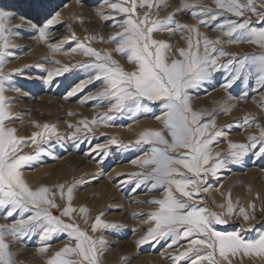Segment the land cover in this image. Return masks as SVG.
<instances>
[{
	"label": "snow or ice",
	"instance_id": "1",
	"mask_svg": "<svg viewBox=\"0 0 264 264\" xmlns=\"http://www.w3.org/2000/svg\"><path fill=\"white\" fill-rule=\"evenodd\" d=\"M106 2L113 10L124 14V19L116 25L121 31L108 38L109 42L116 46L111 51L107 49L100 51L83 42L77 44L73 51H81L83 55L95 59L89 64L78 63L73 67L91 68L96 74L90 76L89 80L82 81L69 95L82 91L93 81H103L104 87L85 100L107 101L110 104L109 113L143 109L146 107L143 104L145 100L159 102L164 109L161 115L155 117L162 127L142 130L135 141V145L141 143L152 145L150 154L133 161L139 167L150 170L131 175L141 182H150L153 189L158 186L164 188L163 198L151 201L158 205L156 210L148 214L149 220L154 222L155 226L149 228L147 234L137 243L143 244L149 238L157 240L170 238L169 247H172L181 238L187 239L188 246L171 257L173 264H179L185 257L191 260V264H204L205 261L207 264H218L217 254L228 264H231L230 256L241 253L244 256H264V234H260L256 240H245L235 231H216L214 224L227 223L223 218L225 213L210 212L206 208L197 207L195 203H190L200 191H207L201 187L207 174L215 176L217 170L223 168L227 161L216 152L214 162L209 163L213 160L210 145L225 133L216 127L212 113L206 110H193L188 92L189 89L209 80L213 72L219 69H225L229 73L227 82L222 85L225 89L253 76L260 87H264V27L252 26L250 18L243 20L223 18L222 22L216 24L215 30L223 37H227L226 40L221 39V36L211 39L199 30L201 25H211L224 17L225 13L245 17V13L250 12L258 17L257 24H264V0H212L215 7L203 4L200 0H180V6L176 11H190L197 20L195 24L176 21L174 13H169L162 19L154 18L152 9L159 7L162 0H139L138 3L137 0H125V3L130 4L127 7L121 3H112L110 0ZM137 8L146 10L141 15L137 13ZM7 16L8 13L0 10V21ZM58 16L59 14L49 19L44 27L39 29L41 41H46L47 29L57 22ZM4 31L5 26L0 23V41L6 39ZM158 31H166L172 35L176 32L187 33L186 37H181L186 39L187 47L176 50L178 58L169 60L167 52L171 45L164 40L152 38L153 33ZM94 38L85 37L86 40ZM68 39L76 40L75 34ZM241 42L257 45L261 51L258 54L237 55L226 52L222 47L225 43ZM50 47L56 51L60 45ZM5 48L7 44L0 43V65L4 62ZM112 51L126 55L127 60L135 65L134 70L126 71L121 67L119 62L112 58ZM221 57L228 59L225 61ZM69 70V67L65 66L58 70L57 74ZM51 76L52 73H49V78ZM8 78L9 74L0 70V209H4L9 217L17 211L30 214L22 215L10 226L0 225V264H13L12 254L8 251L9 244L5 241L6 233L15 239L18 235L27 236L33 232H39L41 240L44 241L55 233L66 232L70 239L75 241V246L65 244L54 252L45 264H99V257L106 243L104 239L94 238L81 230L79 225L66 223L53 215L50 209L58 207L55 202L56 193L45 185L33 189L23 178L22 167L44 151L42 142L49 136L62 137L57 133L55 126L49 124H35L40 130L34 131L29 138L17 137L14 128L4 127L5 120L10 118L3 95V82ZM229 110L230 106H222V111ZM205 117L210 119L205 120ZM104 119L110 120L112 117L105 113ZM250 121H254V118L246 115L244 123L250 124ZM80 123L84 129L91 131L89 125L97 123V118L94 117L91 122L85 119ZM77 131L81 129L77 128ZM72 138H76L74 133ZM248 141L229 142L228 156L234 162H238L250 149L258 146V154L264 155V127L260 128L259 137L249 135ZM112 143H116L115 139ZM27 144L36 145L34 154L20 153V147ZM55 187L59 190L61 198L66 196L68 201L61 208V215L71 218L72 213L76 211L70 203L72 185L67 186L66 192L64 184ZM220 207L223 208L224 205ZM249 207L254 206L250 204ZM226 211L229 215L233 213L230 199ZM239 211L244 220L249 219L244 208H240ZM79 212L84 214L87 209L80 207ZM90 227L95 232L98 227L118 226L104 222L98 215ZM201 249L206 250V254L200 255ZM38 251L47 252L48 248L41 247ZM190 254L195 255V259H191Z\"/></svg>",
	"mask_w": 264,
	"mask_h": 264
},
{
	"label": "rangeland",
	"instance_id": "2",
	"mask_svg": "<svg viewBox=\"0 0 264 264\" xmlns=\"http://www.w3.org/2000/svg\"><path fill=\"white\" fill-rule=\"evenodd\" d=\"M5 1L6 0H0V10L9 13L7 18L0 21V23L5 26L4 36L6 39L0 41V43H6L7 48L4 50L6 55L3 64L0 65V70L9 74V78L3 82V95L6 98L5 108L10 114V118L5 120L4 127L14 128L17 137L29 138L34 131L40 130L35 124H49L54 125L57 133L61 134L62 137L58 138L53 135L47 137L42 142L44 151L36 159L22 167L21 171L23 178L31 188H35L36 181L39 179L41 181L40 185L52 188V191L55 193H57L56 191L59 192L55 187L56 185H72V202L77 201L81 196L82 201L85 200L88 203H94L96 202V195L94 194L97 193V190L103 188V192L107 195H105V199L107 198L105 203L109 201L110 203H107L108 206L103 203L100 207L101 209L95 210V214H100L105 217L111 213L125 220V223H123L125 224V230H123L121 234H118L119 236L111 237L105 241L106 243L102 250V253H105L103 256H109L111 253H115L114 251L117 249V251H126L127 243L133 242L135 233L146 231V224H142L144 228L143 226L136 227L131 225L132 218L134 222L136 220H143V218L148 216L146 207L158 206L151 203V201L158 200L155 199L157 198L155 195H161L164 188L158 186L153 189L151 188L150 182H141L135 176L130 177L131 181L126 184L123 183L122 185L119 184L122 175H120L121 177L118 175L112 178L107 177L108 173L112 168L116 167V165L131 164L133 161L140 160L145 154H150V149L152 147L151 144L146 143L135 145L138 135H130L127 136L129 137L128 139H123L121 135H125L124 132L119 134L113 132L111 129L113 127H121L120 130L127 131L134 128V124L141 119H155L156 116L162 114L164 109L159 102L145 100L143 104L146 105V107L143 109H126L120 113H109L110 104L107 101L85 100L86 97L95 94L104 87L103 81H93L87 84L82 91L69 95V93L82 81L89 80L90 76L96 74L95 70L91 68L73 67L78 63L89 64L95 59L94 57L83 55L81 51H73V49L77 47L79 42H83L85 45L100 51L105 49L111 51L114 49L116 45L109 42L108 38L114 33L121 31L116 25L124 19V14L110 8L106 0H59L60 3H57L50 11H45L42 14L32 17L23 14V7L25 8L31 5L30 7L33 8L34 4L40 3V5H42L48 3L49 0ZM110 2L121 3L126 7L130 6V4L125 3V0H110ZM138 2L139 0H137V3ZM200 2L215 7L212 0H200ZM179 6L180 0H162L159 7L152 9L153 17L162 19L169 13H174L176 21L184 24H195L197 20L192 16L190 11H176ZM144 10L146 9L137 8V13L142 15ZM193 11L199 10L193 9ZM98 13H102L103 15ZM57 14H59L57 22L50 25L47 29L48 35L46 41H41L39 39V29L44 27L47 21L56 17ZM113 17L115 19H113ZM199 18L204 19V17ZM223 18L235 20L250 18L252 26L264 27V24L256 23L258 17L250 12H246L245 17H235L232 16L231 13H225L224 17L214 21L211 25H201L199 28L200 32L206 34L211 39L221 36V39L226 40L227 37H223L219 31L215 30L216 24L222 22ZM73 33L75 34L76 40L68 39L72 37ZM86 36L95 38L86 40ZM182 36L186 37L187 33L176 32L172 35L166 31H158L153 33L152 38L164 40L171 45L170 50L167 52V56L169 60H171L173 58H178V53L176 51L178 48L187 47V41L186 39H182ZM51 45H60V48L59 50L53 51L50 47ZM222 47L226 52L236 53L237 55L246 53L258 54L261 51L257 45L246 42L233 44L225 43ZM201 51H203L202 48ZM111 54L112 58L117 60L120 66L126 71L134 70L135 65L127 60L126 55L114 51H112ZM221 59L226 61L228 57H221ZM65 66H68L70 70L57 74L58 70H62ZM16 69L20 71H14ZM49 73H52L51 78H49ZM228 78L229 73L227 70L219 69L213 72L209 80L188 90L193 110H206L212 113L215 117L216 127L225 133L224 136L217 138L210 145L213 160H210L209 163L211 164L215 160L216 152H219L221 158L227 161L223 168L217 170L215 176L211 173L207 174L205 182L201 185V187L206 188L207 191H200L194 196L193 200L195 202L197 201V207L201 208L206 206L208 204V199L212 200L215 195L216 187H219L221 184L225 185L224 188L229 189L230 192H228V190L222 191V202L226 205L230 199L234 210L232 215H229V220L225 225H228V228L235 227L236 229L238 227L237 229L240 230H238V233H240L243 239L247 240L248 235H250L249 238L253 236L254 232L252 230L255 229V227L259 229V227L264 224V155L258 154V146L254 149H250L238 162H234L232 159H228V144L229 142L248 143L249 135L259 137L260 128L264 127V87H260L258 81L253 76L225 89L222 85L227 82ZM218 90L225 93L222 98L217 99L212 105H207L209 100L205 105L198 106L199 108L197 107L201 99L204 98L206 100L209 95L211 96L210 93ZM260 95H262V97H258ZM224 105L230 106L228 112L222 111V106ZM105 113H108L112 119H104ZM246 115L253 117L254 121H250V124H245L244 117ZM94 117L97 118V123H90L89 126L91 127V131L84 129L80 122L85 119L91 122ZM204 119L207 120L210 119V117H205ZM257 125H259V127H257ZM77 128H80L81 131H77ZM144 129L155 128L145 127ZM73 133L76 136L75 139L72 138ZM232 138H235V140H232ZM113 139L116 141L115 144L112 143ZM98 145L101 147L97 148ZM121 145H128V147H121ZM35 150L36 145L34 144H27L20 147V153L23 154H34ZM64 159L71 165L69 171L70 176L65 180L60 179L58 176V171L61 170L60 166L62 165L65 167L67 165V163L62 164ZM92 165L98 166L99 173L96 175H93V172L90 171L89 167ZM134 166V171L144 172L150 170L149 168H141L138 164H134ZM134 171L132 173H134ZM252 173H254L253 177L251 175ZM247 174L249 175L246 176ZM243 177L248 178V180L247 178L245 179L244 184L242 183ZM67 186L65 187V192ZM177 195L179 194L177 193ZM180 198L184 199L183 197ZM244 200H246V202L243 203L241 208L247 211L249 219L244 220L241 215L236 219V211L239 210ZM66 204L67 200L65 196L60 202L59 207L52 208L50 211L53 215L63 219L61 208ZM111 204L114 205L111 206ZM249 204L254 207H249ZM136 207L141 208L133 214L130 213V211L133 210H131V208ZM222 210L225 213L224 217L227 218L225 206ZM27 214L30 213L22 214L17 211V213L9 217L4 209H0L1 219L4 218L5 223H14L17 218L20 219L22 215ZM6 220L9 222H6ZM10 220L12 221L10 222ZM214 225L216 226L217 224ZM88 226L89 225L85 227L82 226V229L84 230ZM225 227L226 226H224V228ZM247 230H249V232H245ZM38 233L39 232H33L27 236L18 235L17 238L22 237V241L27 242L25 243L26 245H24L28 247V249H37L46 246L48 251L44 254L50 255L56 252L53 248L54 244L64 239H70L68 233H66L65 236L63 234L53 235L46 240V242L36 238ZM95 234L98 236L100 232L97 231ZM105 236L107 239L112 235L109 234L108 236V234H105ZM113 239H116V241ZM181 239V241L179 240L172 246L173 248L169 247L171 239L166 238L162 244L160 243L156 245V247L153 246V244H148L144 249L140 247L132 249L131 252L129 251L130 253L125 251L120 252L114 263L116 264L118 262L117 264H120L124 262L125 264H134L138 258L141 259L143 255H147L148 253H153L155 256L160 257L164 249H166V251L168 249L169 251L173 249L177 250L180 242L185 243L187 241V239ZM70 241L74 242L73 239H70ZM119 244L121 245V249ZM27 245H29L30 248ZM117 245L119 246L117 247ZM121 253L122 255H120ZM162 258L159 259H162L161 261L163 262H167L166 260L171 257L166 254V256ZM34 259L35 258H33L32 261L35 262ZM182 259H184V261H181L179 264H190V260L187 261V257ZM230 259L231 264H264V256H244L241 253V255L230 256ZM168 263H170V261H168ZM224 264H228V262L226 261Z\"/></svg>",
	"mask_w": 264,
	"mask_h": 264
},
{
	"label": "bare ground",
	"instance_id": "3",
	"mask_svg": "<svg viewBox=\"0 0 264 264\" xmlns=\"http://www.w3.org/2000/svg\"><path fill=\"white\" fill-rule=\"evenodd\" d=\"M70 1H72V0H70ZM5 2H7V0L5 1ZM44 2V1H43ZM55 3V4H54ZM57 3H60V1L59 0H49V2L48 3H45V4H42V5H40V3L39 4H34L33 5V8H31L30 6L31 5H28V7H23V14L25 15V16H34V15H38V14H42V13H44L45 11H50L51 10V8H53ZM19 6V5H18ZM67 8V7H66ZM22 9V8H21ZM67 10V9H66ZM66 12V11H65ZM9 13V12H8ZM225 91V90H224ZM211 94V96L209 95V97L208 98H206V100L203 98V99H201L200 100V103L197 105V107L198 106H202V105H205V103L207 102V101H209L208 103H207V105H212V103H214V102H216L217 101V99H219V98H222V96H223V94H225L223 91H221V90H218V91H216V92H212V93H210ZM231 94V93H230ZM231 96H233V95H231ZM230 97V96H229ZM258 97H262V95H260V96H258ZM213 100V101H212ZM233 105V104H232ZM193 107V106H192ZM243 107V106H242ZM199 108V107H198ZM248 108V107H247ZM243 109V108H242ZM240 110V109H239ZM264 120V119H263ZM135 122H137V121H135ZM264 122V121H263ZM160 124V122L159 121H157L156 119H141L139 122H137L136 124H134V128H132V129H129V130H127V131H122V130H120V128L121 127H113L111 130L113 131V132H115V133H123L124 132V134L125 135H121V137H123V139H125V138H129V137H127V136H130V135H135V136H137V135H139V133L142 131V130H144V128L145 127H152V128H155V129H158V128H161L162 127V125H159ZM245 139V138H244ZM122 140V139H121ZM232 140H235V138H232ZM224 146H225V144H224ZM212 147V146H211ZM227 156V155H226ZM143 158V157H142ZM141 158V159H142ZM228 159H231V157H228ZM138 161V160H137ZM69 162V161H68ZM214 162V161H213ZM64 163H67V161H66V159H64V162L62 163V164H64ZM91 164V163H90ZM70 165V163H67V165L65 166V167H63L62 165L60 166V168H61V170H59L58 171V176H59V178L60 179H67L68 178V176H70V173H69V171H70V169H71V165ZM88 165V164H87ZM137 166V165H136ZM69 167V168H68ZM98 167V166H97ZM95 165H92L91 167H89L90 168V171H92L93 172V175H96L97 173H99V169L97 168ZM230 167V166H229ZM100 168V167H99ZM135 168V166H134V163H131V164H123V165H116V167H114V168H112L111 169V171L108 173V176L107 177H110V178H112V177H117V175L119 176V177H121L120 175H122V177L120 178V181H119V184H126L127 182H129V181H131L130 180V177H133L131 174H132V172L134 171L133 169ZM254 169V168H253ZM96 171V172H95ZM251 171V170H250ZM261 171V170H260ZM95 172V173H94ZM135 172H140V171H134V173ZM262 172V171H261ZM91 173V172H90ZM92 174V173H91ZM90 174V175H91ZM253 174L254 173H252L251 175H252V177H253ZM249 174H247L246 176H248ZM72 176V175H71ZM240 176H241V174H240ZM71 178V177H70ZM244 178V177H243ZM247 177H245L244 179H243V184L245 183L244 181H245V179H246ZM249 178L251 179V177L249 176ZM247 180H248V178H247ZM250 181V180H249ZM251 181H253V180H251ZM41 181L39 180V179H37V181H36V186H35V188H37V187H39V186H41L40 183ZM109 182V181H108ZM253 183V182H252ZM109 184V183H108ZM219 184V183H218ZM227 184V183H226ZM68 185V184H67ZM66 185V186H67ZM220 185V184H219ZM108 186V185H107ZM244 186V185H243ZM33 187V186H32ZM101 187V186H100ZM120 187V186H119ZM225 187V185H220L219 187H216V192H215V195L213 196V198H212V200L210 199H208V204L206 205V206H203V207H201V208H206V209H208L210 212H216V213H221V212H224L223 210H222V208L220 207L221 205H224L225 203H223L222 202V200H223V197H221V194H222V191L223 190H228V192H230L229 191V189H226V188H224ZM246 187V186H245ZM35 188H33V189H35ZM215 188V187H214ZM52 189V188H51ZM54 189V188H53ZM245 189V188H244ZM57 190V189H56ZM111 190V189H110ZM114 190V189H113ZM214 190V189H213ZM92 191V190H91ZM104 189L102 188V189H99V190H97V193L96 194H94V195H96L95 196V198H96V202H94V203H88L87 201H82L81 199V196H80V198L77 200V201H74V202H72L73 200H71V206L73 207V209H75L76 211H74L73 213H72V216H71V218H69L68 216H63L64 218L62 219V220H64L66 223H75V224H77V225H79V227L81 228V230H83L82 228L83 227H85V226H87V225H89L86 229H84V231H86L87 232V234L88 235H90V236H93V237H95V238H102V239H104V241H106V240H108V239H110L111 237H116V236H119L118 234H121L122 232H123V230H125L124 228H125V224H123V223H125V220L124 219H122L120 216H118V215H115V214H111V213H109V215L107 216H105V217H103L102 215H100L99 214V216H100V219L101 220H103L104 222H106V223H109V224H115V225H117L118 227H116V228H97V230L95 231V232H100V235H98V236H96L97 234H95V232H93L92 231V229H91V227H90V225L92 224V223H94V220H95V217L96 216H98V214H95V212L103 205V203H104V205L106 204L107 205V203H110V201L109 202H106L105 203V200L107 199H105V197L107 196L104 192ZM118 191V190H117ZM57 193V196H55V202H56V204L58 205V207H59V204H60V202L62 201V198H61V196H60V193L58 192V191H56ZM90 192V191H89ZM89 192H86V193H89ZM93 192H95V191H93ZM237 192H238V190H237ZM260 192V191H259ZM90 193H92V192H90ZM120 193V192H119ZM213 193V192H212ZM73 194V191H72V193H71V195ZM85 194V193H84ZM106 195V196H105ZM223 195V194H222ZM227 195V194H226ZM233 195V194H232ZM239 195V194H238ZM157 198H155L154 196V198L155 199H159V198H163V196H164V191H163V193L161 194V195H155ZM262 197V196H261ZM91 198H93V197H91ZM90 198V199H91ZM121 198V197H120ZM202 198V197H201ZM210 198V197H209ZM244 198V197H243ZM242 198V199H243ZM58 199V200H57ZM77 199V198H76ZM245 199V198H244ZM66 200H67V198H66ZM93 200V201H94ZM206 200V199H205ZM65 201V200H64ZM108 201V200H107ZM200 201V200H199ZM241 201V200H240ZM250 201V200H249ZM190 202H192V203H197V201L195 202L194 200H192V201H190ZM225 202H226V199H225ZM246 202V200H244V201H242V205L240 206V208L243 206V203H245ZM67 203H68V201H67ZM116 203H118V202H116ZM241 203V202H240ZM65 204V203H64ZM115 204V203H114ZM113 204V205H114ZM259 204V203H258ZM261 204V203H260ZM112 204H111V206H113ZM118 205V204H117ZM116 205V206H117ZM250 205V204H249ZM65 206V205H64ZM108 206V205H107ZM106 206V207H107ZM110 206V205H109ZM225 206V209H227V204L226 205H224ZM233 206V205H232ZM239 206V205H238ZM260 206V205H259ZM258 206V207H259ZM262 206V205H261ZM80 207H84V208H86L87 209V212L86 213H84V214H81L80 212H79V208ZM105 207V208H106ZM158 207V206H157ZM157 207H150V208H148V207H146L145 209H146V211H147V213L149 214V212H152L153 210H156V208ZM257 207V206H256ZM105 208H103V209H105ZM107 208H109V207H107ZM140 208L141 207H136V208H131V210L132 211H130V213H134V212H137L138 210H140ZM240 208H239V210H240ZM101 209V208H100ZM144 209V210H145ZM258 209V208H257ZM96 210V211H95ZM107 210V209H106ZM237 210V209H236ZM236 211V219H238L239 218V216H240V211ZM60 211V210H59ZM234 211V210H233ZM251 211V210H250ZM258 211V210H257ZM226 213H227V211H225ZM17 213V212H16ZM130 213H129V215H130ZM254 213H255V211H254ZM104 214V213H103ZM105 215V214H104ZM143 215V214H142ZM147 215V214H146ZM232 215V214H231ZM60 216V215H59ZM136 216V215H135ZM253 216V215H252ZM1 217L2 216H0V225L2 224V225H11V224H13V223H5L4 222V218H2L1 219ZM7 217V216H6ZM227 218L229 217V214H227V216H226ZM17 218V217H16ZM227 218H225L224 217V219H226L227 221L229 220V218L227 219ZM15 219V218H14ZM13 219V220H14ZM17 219H19V218H17ZM16 219V220H17ZM126 219V218H125ZM243 219V218H242ZM235 220V219H234ZM8 220H6V222H7ZM12 220H10V222H11ZM251 221V220H250ZM9 222V221H8ZM131 222V221H130ZM132 222H133V218H132ZM132 222H131V225H133V226H136V227H139V226H143L142 224H146V228H145V230L146 231H139V232H137V233H135V235L133 236L134 237V240H133V242H128L127 243V250L125 251V250H123V251H125V252H131V250L132 249H137V248H145V247H147V245L148 244H153V246H155L156 247V245H158V244H162V242L166 239V238H163V239H152V238H149L145 243H143V244H138L137 242L142 238V237H144L146 234H147V232H148V229L149 228H152V227H154L155 226V224H154V222H152V221H150L149 220V215L148 216H146L145 218H143V220L141 219V220H136V221H134L133 222V224H132ZM244 222V221H243ZM230 224H232V223H230ZM218 225V226H217ZM216 226L214 225V228H215V230L216 231H220V232H232V231H235V232H239L240 230L239 229H235V227H233V228H228L229 226L228 225H225V224H217ZM246 225V224H245ZM83 226V227H82ZM129 226V225H128ZM222 226H223V228H222ZM224 226H226L225 228H224ZM259 226H261V225H259ZM247 227V226H246ZM89 228V229H88ZM128 228V227H127ZM141 228V227H140ZM143 228H144V226H143ZM258 228V227H257ZM256 227H255V229H253L252 231L254 232L253 233V236L251 237V238H249V236L250 235H248V237H247V240H256V239H258L259 238V235L260 234H264V224H263V226H261V227H259V229H257ZM219 229V230H218ZM222 229V230H221ZM241 229V228H240ZM100 230V231H99ZM239 230V231H238ZM242 231V230H241ZM245 232H249V230H247V231H245ZM243 233V232H242ZM58 234H63L64 236L66 235V232H59V233H55V234H53V235H58ZM105 234H108V236H109V234H111L112 236H110V237H108L107 239H106V236H105ZM238 234H240V233H238ZM249 234V233H248ZM52 235V236H53ZM51 236V237H52ZM246 236V235H245ZM22 237H20V238H15V239H13V237L11 236V235H8L7 233L5 234V241L9 244V249H8V251L12 254V261H13V264H45V262H46V260L52 255H50V254H44L45 252H43V253H41V252H39L38 251V249H40V248H37V249H28V247H25V243H27V242H24V241H22V239H21ZM33 238V237H32ZM36 238H38V240H41V238H40V235H39V233H38V235H37V237ZM57 238V237H56ZM245 238V237H244ZM48 240V239H47ZM113 240H115L116 241V239H113ZM182 240V239H181ZM180 240V241H181ZM41 241H43V240H41ZM167 241V240H166ZM47 242V241H46ZM114 242V241H113ZM119 242V241H118ZM169 242V241H168ZM25 244V245H24ZM65 244H69V245H71V246H75V241L74 242H72V241H70V239L69 240H62V241H60V242H58V243H56V244H54V246H53V248H54V250L55 251H58L60 248H62ZM131 244V245H130ZM120 245V244H119ZM119 245H117V247L119 246ZM27 246H29V245H27ZM32 246V245H31ZM39 246V245H38ZM37 246V247H38ZM149 246H151V245H149ZM188 246V240L184 243V242H180L179 243V247H177L178 249L177 250H171L172 251V254H171V251H169V249L166 251V249H164L163 251H162V254H161V256L160 257H158V256H155V254H153V253H148L147 255H143L142 256V258L141 259H139L138 258V260H136V262L134 263V264H145V263H148V264H173V261H172V259L170 258H168L166 261L167 262H163V261H161L163 258L162 257H164V256H166V254H167V256L168 255H170V257H172L174 254H176L175 252H179V250L180 251H182L184 248H186ZM33 247V246H32ZM120 247V249H121V245L119 246ZM132 247V248H131ZM154 247V248H155ZM29 248H30V246H29ZM149 248V247H148ZM147 248V249H148ZM173 248V247H172ZM171 248V249H172ZM52 249V248H51ZM109 249V248H108ZM114 249V248H113ZM117 249V248H116ZM176 249V248H175ZM53 250V251H54ZM112 250V249H111ZM118 250V249H117ZM114 251L115 253H111V255H109V256H103V254H105V253H102V255H100V257H99V264H115L114 262H115V260H117V257H118V254L120 253V252H123L122 250L121 251ZM52 251V250H51ZM117 252V253H116ZM129 252V253H130ZM165 252H167V253H165ZM165 254V255H164ZM204 254H206V250H204V249H201L200 250V255H204ZM120 255H122V253L120 254ZM157 255V254H156ZM241 255V254H240ZM190 256H191V259H195V255H193V254H190ZM254 257V256H253ZM33 258H35L34 260H35V262L34 261H32L33 260ZM74 259H76L75 257H73ZM159 258H162V259H159ZM166 258V257H165ZM186 258V257H185ZM235 258V257H234ZM217 259H218V261H219V264H224L226 261L225 260H223L222 258H220L219 257V255L217 254ZM190 259L189 258H187V261H189ZM254 260V259H253ZM168 261H170V263H168ZM181 261H184V259H182ZM180 261V262H181ZM121 262V261H120ZM123 262V261H122ZM179 262V263H180ZM190 262V264H191V260L189 261ZM242 262H243V260H242ZM118 263V262H117ZM116 263V264H117ZM246 263V262H245ZM120 264H125L124 262L123 263H120ZM204 264H207V262L205 261L204 262Z\"/></svg>",
	"mask_w": 264,
	"mask_h": 264
}]
</instances>
